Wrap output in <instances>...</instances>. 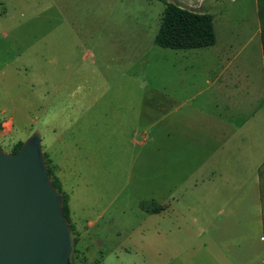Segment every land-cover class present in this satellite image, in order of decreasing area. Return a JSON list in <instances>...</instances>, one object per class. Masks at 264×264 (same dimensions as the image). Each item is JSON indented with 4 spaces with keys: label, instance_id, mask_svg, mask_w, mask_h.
I'll return each instance as SVG.
<instances>
[{
    "label": "crops",
    "instance_id": "0c3cea01",
    "mask_svg": "<svg viewBox=\"0 0 264 264\" xmlns=\"http://www.w3.org/2000/svg\"><path fill=\"white\" fill-rule=\"evenodd\" d=\"M154 1L160 6L153 5ZM205 1L200 0L201 8L193 11L207 13L202 9ZM91 2L94 0H56V18L61 21L100 18L104 27L101 30L73 31L76 37L95 39L91 41L93 52L81 54L73 48L57 53L54 60L44 57V68L57 70L58 105L66 107L68 117L71 110V123L78 127L84 122L83 117L91 115L90 109L97 98L101 99L100 95L91 98L88 95L90 91L84 94L85 87L81 90V86H91L98 81L94 74L96 70L112 71V76L119 79L129 77V68L144 53L154 47L164 48L154 43L164 8L161 0H133L131 8L130 5L124 7V0H108L102 15L75 12V6L90 5ZM236 37L237 32H230L217 44L214 34L212 45L171 49L168 78L160 80V85L152 88L156 101L152 110L154 119L148 129H152L153 156L151 159H138V165L147 167V174H133L131 170L128 174L129 179L134 178L133 181L137 178L135 183L140 181L145 184H135L147 192L146 195L142 193L147 199L142 201L144 203L140 202L138 208L142 221L130 224L126 219L121 224L135 228L143 222L152 221L154 240L163 243L167 253L171 250L169 246L178 242L184 230H188L187 239H196L190 244L197 242L194 253L200 249H214L213 245L222 242L216 251L218 264H264L263 221L261 217L258 220L262 209L260 180L264 177L262 32L259 31V41L253 50L243 55L242 48H237ZM87 55L92 57L88 64L82 60ZM155 63L158 68L162 66L157 61ZM194 66L197 69L195 73L191 71ZM112 76L108 74L100 80L108 81L110 85ZM192 76L199 80L196 86L201 87L189 94ZM128 81L129 78H126L125 86ZM195 96L199 99L195 100ZM139 99L136 102L143 100L142 97ZM122 102V113L118 114L127 116L128 101L123 99ZM141 110L137 109L134 130L139 126L138 118L144 116ZM140 123L143 124L142 119ZM141 134L142 143H145V133L142 131ZM47 156L55 167L54 177L59 182V165L54 163L51 155ZM65 194L70 214L69 195ZM241 212L255 213L254 237L225 239L226 233L236 223L240 225L239 216L235 214ZM221 214L222 217H219ZM142 226L149 228L146 223ZM165 231L170 237L168 241H165L168 236L162 238ZM199 235L201 239H198ZM251 240L252 243L248 244ZM190 248L188 244L186 250ZM175 254L177 256H170L162 264H169L175 258L179 259V264H185L186 259L179 251Z\"/></svg>",
    "mask_w": 264,
    "mask_h": 264
},
{
    "label": "rangeland",
    "instance_id": "374dc122",
    "mask_svg": "<svg viewBox=\"0 0 264 264\" xmlns=\"http://www.w3.org/2000/svg\"><path fill=\"white\" fill-rule=\"evenodd\" d=\"M107 1L94 0L90 5L75 6V12L80 15L83 12L102 15L106 11ZM161 1L190 10L201 8L200 1L194 5L183 0ZM133 3V0H124V7L130 5L131 8ZM155 4L160 6L157 1L153 2ZM261 4L262 0H206L202 9L212 16L217 44L230 32H237L236 45L242 48L241 55L252 51L259 41V31L263 34L264 30V17L259 14ZM56 13V0H0V148L12 153L14 148L17 149L18 142L36 133L41 153L46 151L59 165L60 181H49L59 194L64 191L69 195L71 211L68 221L72 225L74 239L70 263L162 264L170 256H177L175 251H179L186 259L185 264H218L216 251L222 242L213 245L214 249H200L194 253L197 242L193 245L190 242L196 239H187L189 232L184 230V235L169 246L171 250L167 253L163 243L154 240L152 221L133 225L135 228L121 224L126 219L130 224L142 221L143 216L138 208L140 202L144 203L142 201L147 199L142 193L146 195L147 192L136 187L135 184L140 181L135 183L137 178L133 181L134 178L129 179L128 174L130 170L133 174H147V167L138 165V159H151L153 156L152 129H148L154 119L152 110L156 101L152 88L159 86L160 80L168 78L167 64L172 60L171 49L154 47L144 53L129 68V77L122 79L112 76V71L96 70L94 74L98 81L91 86H81V90L85 87L84 94L90 91L88 95L91 98L100 95L101 99L97 98L90 109L91 115L83 117L84 122L78 127L71 123V110L68 117L66 107L58 105L57 70L44 68V57L54 60L57 53L73 48L81 51V54L93 52L91 41L95 39L76 37L73 31L101 30L104 28L103 21L100 18L61 21L56 18ZM262 55L264 61V53ZM91 59L87 55L82 60L88 64ZM155 61L162 66L156 67ZM101 70L105 73L102 74ZM191 71L195 73L196 66ZM108 74L112 76L110 85L108 81L100 80ZM126 78H129V84L125 86ZM190 83L189 94L201 87L196 86L199 80L193 76ZM141 97L143 100L136 102ZM194 98L197 100L199 96ZM123 99L128 101L127 116L118 114ZM140 108L144 116L138 118L139 126L134 130L137 109ZM141 119L143 124L140 123ZM142 131L145 133V143L141 140ZM149 163L151 171V161ZM140 184L145 185L144 182ZM260 201L262 209L258 220L262 218L264 230V177L260 180ZM254 214H235L239 216L240 225L236 223L226 233L225 239H236L238 236L253 238ZM145 223L149 228L142 226ZM168 235L165 231L162 238ZM169 238L166 237L165 241ZM201 238L199 235L198 239ZM251 243L252 240L248 242ZM188 244L190 250H186ZM179 262L175 258L169 264Z\"/></svg>",
    "mask_w": 264,
    "mask_h": 264
},
{
    "label": "water",
    "instance_id": "95a60500",
    "mask_svg": "<svg viewBox=\"0 0 264 264\" xmlns=\"http://www.w3.org/2000/svg\"><path fill=\"white\" fill-rule=\"evenodd\" d=\"M70 251L60 194L49 181L38 136L12 153L0 148V264H71Z\"/></svg>",
    "mask_w": 264,
    "mask_h": 264
},
{
    "label": "trees",
    "instance_id": "16d2710c",
    "mask_svg": "<svg viewBox=\"0 0 264 264\" xmlns=\"http://www.w3.org/2000/svg\"><path fill=\"white\" fill-rule=\"evenodd\" d=\"M260 16L264 17V0H262ZM154 43L160 47L170 49L201 48L214 43V32L212 29L211 15L198 13L179 5L164 2L158 30L154 36ZM262 46L264 53V30L262 34ZM21 141L18 142V146ZM17 146V147H18ZM16 148L13 149V152ZM42 160L46 173L52 183L56 182L53 175L55 167L45 152H42ZM61 211L65 216L69 231L71 246L74 243L72 236V225L68 221L67 196L60 193ZM264 239V237H263Z\"/></svg>",
    "mask_w": 264,
    "mask_h": 264
}]
</instances>
